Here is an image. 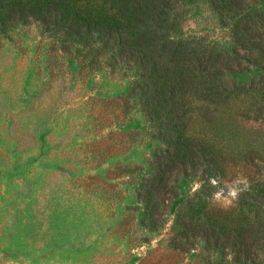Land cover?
I'll return each instance as SVG.
<instances>
[{"label":"rangeland","instance_id":"rangeland-1","mask_svg":"<svg viewBox=\"0 0 264 264\" xmlns=\"http://www.w3.org/2000/svg\"><path fill=\"white\" fill-rule=\"evenodd\" d=\"M246 6L264 16V0ZM182 23L185 35L230 46L203 0L187 5ZM50 45L40 26H0V264H234L208 248L202 225L227 234L264 224L262 189L251 184L264 182V59L207 57L210 76L185 72L193 116L183 137L206 142L218 166L214 177L208 165L178 171L169 162L154 228L146 183L166 143L134 74L82 70ZM215 88L228 92L227 106L198 119L194 98Z\"/></svg>","mask_w":264,"mask_h":264},{"label":"trees","instance_id":"trees-1","mask_svg":"<svg viewBox=\"0 0 264 264\" xmlns=\"http://www.w3.org/2000/svg\"><path fill=\"white\" fill-rule=\"evenodd\" d=\"M198 1L201 0H0L3 29L40 26L42 35L50 41L51 52H59L63 60L73 59L82 65V70L104 71L112 78L122 73L125 78V72L134 74V93L136 89L140 92L143 107L160 124L166 143L164 154L155 156L158 172L146 183L145 209L149 225L154 228L163 222L158 187L166 186L169 162L178 171L193 169L196 164L208 165L210 169L204 173L214 177L218 166L206 142H188L183 137L185 121L193 116L184 112L190 105L184 85L185 72L210 76L207 70L210 66L205 64L207 57L217 60L232 53L237 56L257 53L264 59V30L258 34L264 28V16L256 14L257 21L249 15L246 0H203L218 24L229 31V47L206 44L204 38L185 35L182 16L187 5ZM253 29V34L257 32L255 38H251ZM222 67L232 69L230 64ZM261 69L264 73V63ZM261 77L264 79V74ZM218 90L204 91L202 97L194 98L201 103L196 107L199 113L195 112L198 119L206 114L212 116L215 110L227 106L230 95L226 90ZM197 152L200 161L196 160ZM259 169L255 174L259 175ZM261 181L252 179L251 184L262 189V202L259 196L255 200L263 205L264 182ZM202 226L208 248L214 247L224 256L231 255L234 264H260V255L264 254L263 223L227 234L217 227ZM173 249L187 253L182 246ZM217 264H226L225 258Z\"/></svg>","mask_w":264,"mask_h":264}]
</instances>
